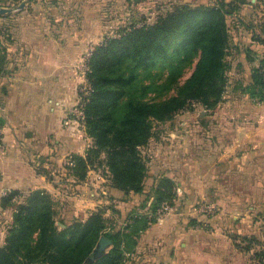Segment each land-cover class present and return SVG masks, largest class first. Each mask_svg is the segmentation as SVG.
<instances>
[{"label": "crops", "instance_id": "1", "mask_svg": "<svg viewBox=\"0 0 264 264\" xmlns=\"http://www.w3.org/2000/svg\"><path fill=\"white\" fill-rule=\"evenodd\" d=\"M243 28L245 41L231 46L228 56L229 95L241 102L201 112L205 122L184 124L180 160L173 148L166 157L158 154L152 180H174L181 204L141 234L127 264H254L244 259L254 260L255 250L235 243L243 238L264 242L257 226L259 220L264 223V105L235 95L232 88L253 83L264 45L253 38L255 29ZM46 47L7 46L9 57L0 61V211L8 210L1 206L5 194L49 190L48 162L62 164L67 155L83 154L89 146L76 125L64 120L75 96L65 93L62 52L57 46L46 52ZM118 194L127 208L145 198ZM203 202L217 207L210 222L214 230L191 222L194 206Z\"/></svg>", "mask_w": 264, "mask_h": 264}, {"label": "rangeland", "instance_id": "2", "mask_svg": "<svg viewBox=\"0 0 264 264\" xmlns=\"http://www.w3.org/2000/svg\"><path fill=\"white\" fill-rule=\"evenodd\" d=\"M221 1L224 9L232 12L226 16L230 31L229 49L236 46L237 41H245L241 35L243 27L245 30H256L253 37L255 41L256 36L264 40V0H0V10H13L11 13L0 14V61L9 57L7 46H47L46 52L52 49L48 46H57L58 51L62 52L65 93L75 96L73 107L64 120L74 123L80 131L81 139L89 142L83 154L71 153L62 164L48 162L45 175L49 190H37L50 195L60 229L76 221L85 222L93 214L103 213L106 225L103 234L111 236L115 230H121L122 236L117 246L121 252L122 264H127L134 258L133 242L137 241V236L141 234L136 231L142 229L145 223H148L149 227L157 223L167 212H174L181 204L174 180L165 176L152 180L157 174L155 162L157 163L158 154L166 157L173 148L171 153L179 158L183 149L181 146L184 124L205 122L201 112L215 113L222 104L241 101L229 95L231 67L227 57V87L217 104L213 103L215 98L211 99L212 103L206 104L201 99H186L184 106L167 120L161 121L157 117L147 115L150 137L139 148L146 168L142 192L145 198L133 201L132 207L127 208L125 204L128 202L118 194L121 190L113 187L104 153L100 154L103 164L100 166L97 161L94 167H88L84 179H79L76 173L78 165L75 157L85 158L95 143L88 134L84 111L92 94L89 74L93 54L108 40L120 36L122 31L154 24L160 17L176 8L219 7ZM23 3L26 4L20 9ZM198 60L197 55L189 60V55L181 54L173 59L158 62L154 67L140 70L136 82L127 89V97L121 102L117 115L123 114L129 104L142 103L156 108L177 98L182 86L193 75ZM263 60L264 58L261 61ZM263 70L264 67L261 72ZM232 90L237 93L235 95H247L256 105H264V87L256 85L255 79L251 85L244 88L237 83ZM157 191L162 193L158 194ZM32 192H17L16 195L12 192L3 196L1 206L8 210L0 211V247L4 246L14 225L17 210L26 203ZM217 213V207L212 203H197L190 217L191 222L195 227L206 231L214 230L213 223L210 222ZM258 222V228L264 231V223H261L263 221ZM238 242L235 244L243 247L247 245L243 241ZM251 246L255 252L260 249L254 244ZM112 248L113 245L107 249L106 254H109ZM244 261L263 264L252 257Z\"/></svg>", "mask_w": 264, "mask_h": 264}, {"label": "trees", "instance_id": "3", "mask_svg": "<svg viewBox=\"0 0 264 264\" xmlns=\"http://www.w3.org/2000/svg\"><path fill=\"white\" fill-rule=\"evenodd\" d=\"M219 5L176 8L156 23L126 29L97 48L90 63L92 94L84 108L87 131L95 143L85 158L75 157L79 179H84L87 168L94 167L97 161L100 166L103 164L100 154L104 153L113 187L125 195L142 194L146 168L139 148L150 137L147 115L167 120L189 99H201L206 104L215 98L213 103H218L227 87L230 31L226 16L232 13L224 9L222 1ZM256 39L264 45V40ZM181 54L189 55V60L197 55L199 60L177 98L156 108L129 104L123 114L117 115L140 70ZM263 67L264 60L254 74L256 85L261 87H264ZM148 228L145 223L136 233L142 234ZM105 229L103 213L60 229L50 195L37 190L17 210L14 225L0 247V264H122L117 246L121 230L109 236L103 234ZM140 236L133 242L135 248ZM102 237L110 240L113 248L109 254L94 258L93 252ZM242 241L247 243L243 248L247 252L253 249L252 244L260 247L254 258L264 264V242L254 238Z\"/></svg>", "mask_w": 264, "mask_h": 264}, {"label": "water", "instance_id": "4", "mask_svg": "<svg viewBox=\"0 0 264 264\" xmlns=\"http://www.w3.org/2000/svg\"><path fill=\"white\" fill-rule=\"evenodd\" d=\"M26 3H23L20 6L21 8H24ZM13 10H6V9H1L0 10V14H6V13H11ZM112 245V242L110 240H108L105 237H102L99 241V243L97 244V247L95 248L94 252H93V256L94 258H98L101 256L106 255L107 253V249Z\"/></svg>", "mask_w": 264, "mask_h": 264}, {"label": "built area", "instance_id": "5", "mask_svg": "<svg viewBox=\"0 0 264 264\" xmlns=\"http://www.w3.org/2000/svg\"><path fill=\"white\" fill-rule=\"evenodd\" d=\"M263 73H264V70H263ZM3 140H2V136H1V131H0V151L2 150L3 148V144H2Z\"/></svg>", "mask_w": 264, "mask_h": 264}]
</instances>
